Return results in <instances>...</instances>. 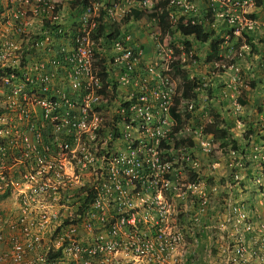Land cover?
Instances as JSON below:
<instances>
[{
  "label": "built area",
  "instance_id": "built-area-1",
  "mask_svg": "<svg viewBox=\"0 0 264 264\" xmlns=\"http://www.w3.org/2000/svg\"><path fill=\"white\" fill-rule=\"evenodd\" d=\"M208 1L224 43L262 24L258 0ZM194 4L0 0V264H170L183 243L172 200L194 186L175 158L183 142H167L170 109L187 126L206 82L182 98L160 32L157 60L146 62L123 19L155 11L175 29L180 17L196 24ZM223 48L212 74L234 51ZM187 163L193 172L196 161Z\"/></svg>",
  "mask_w": 264,
  "mask_h": 264
},
{
  "label": "rangeland",
  "instance_id": "rangeland-1",
  "mask_svg": "<svg viewBox=\"0 0 264 264\" xmlns=\"http://www.w3.org/2000/svg\"><path fill=\"white\" fill-rule=\"evenodd\" d=\"M256 5L255 16L262 23L260 33L254 30L251 38H229L224 43L226 29L221 28L212 37L222 47L221 56L226 53L224 45L234 48L224 60V68L214 69L212 74V62L218 56L193 38L188 40L191 54L183 51L185 60L178 65L188 79L205 81L206 87L195 100L192 120L187 126V119L176 123L167 140L170 144L183 142L181 147L186 151L175 158L184 161V181L194 183L185 188L189 195L172 200L175 211L182 212L177 218L181 217L178 224L183 243L170 254V264H264V0ZM133 26L140 38H147L145 28L148 34L158 30L165 47L174 51L180 46L181 37L167 20L164 27L144 20ZM242 45L247 50H241ZM221 76L227 83L222 86L218 82ZM170 77L177 92L180 77L175 72ZM122 91L118 89V100ZM209 125L223 129L225 136L204 134ZM195 130L198 132L193 133ZM189 141L191 147H187ZM187 158L197 163L193 172L187 167Z\"/></svg>",
  "mask_w": 264,
  "mask_h": 264
},
{
  "label": "trees",
  "instance_id": "trees-1",
  "mask_svg": "<svg viewBox=\"0 0 264 264\" xmlns=\"http://www.w3.org/2000/svg\"><path fill=\"white\" fill-rule=\"evenodd\" d=\"M143 14L140 12H131V17L134 19H138L142 16ZM130 16V15H129ZM129 16L126 17V19L129 18ZM145 18L149 21L152 18H156L155 20L157 21L158 25H161L162 27L165 25V20L166 17L164 14H158L155 11H149L144 13ZM125 19V20H126ZM175 30L179 33V35L183 36V37H191L193 38L196 42L198 43H207L208 42V48L211 52L212 55H216V51H217V42L213 41L212 37V33H206L203 31L202 27L200 26V24H194V23H190L188 20L184 19L183 17H180L177 22L175 23ZM116 31V30H115ZM190 47V43L189 41H184L183 43V49L188 52ZM176 59L174 61H172L169 65H168V73L171 74V72H175L179 75L180 80H181V84L179 86V91L181 92V97L184 99H193L194 98V94H193V90L196 87V82L192 81L191 79H188V77L185 75L184 72H182L181 70H179L178 65H181L179 63V53L177 52V50H174ZM170 114L173 118V120L175 121V123H179L180 120L178 118V116L175 113V109L171 108L170 109ZM186 118H189V115H186ZM214 134V136H218V137H224L225 136V131L223 129H217V128H213V126L209 125L207 126V128L204 131V134ZM181 142H175V147H177ZM163 144H161V148ZM167 149V148H166ZM190 178H192V175L190 176Z\"/></svg>",
  "mask_w": 264,
  "mask_h": 264
},
{
  "label": "crops",
  "instance_id": "crops-1",
  "mask_svg": "<svg viewBox=\"0 0 264 264\" xmlns=\"http://www.w3.org/2000/svg\"><path fill=\"white\" fill-rule=\"evenodd\" d=\"M194 2H195V4H194L195 11L193 12L191 19H193L196 24H200V26L202 27V29H203L204 32H206V33H212V37H215L216 33L217 32L219 33V29H221V28L222 29H224V28L226 29L225 26L221 25L220 21H218V20H216L214 18L213 14L211 12L210 3H209L208 0H195ZM202 4H203V7H202L203 14H201V12L199 11V8L201 7ZM131 12H137V11H131ZM129 15H127V16H129L128 19H126L127 16H125V18L123 19V24H126V26H129L128 31L131 33V36L138 39L140 48L142 49V52H143V58H144V60L146 62H150V63L156 61L157 60V56L154 53L153 43H152V41H151L150 38H151V36L153 34L157 33L158 31L157 32L155 31V32H153L151 34L150 33L148 34L147 31H146V28H145L144 32H145V35H146L147 38H145V37L140 38L139 32H137L138 34L136 32H133V31H135L134 30V27L135 26H133V25L134 24H140L141 25L142 20H139L140 18L145 19L146 21H148V20L145 18L144 14L140 18H138V19L132 18L131 17V13ZM212 18H214V19H212ZM257 21H258V23L260 22L259 20H257ZM147 23H150V22H147ZM260 29L261 28H259V26H258L257 29H256L258 33H260ZM226 32H227V30H226ZM226 32H224V34H226ZM255 32L256 31H254L252 33H249V34L248 33L247 34L244 33L242 35V37H249V38H251V36H254L256 34ZM221 36H222V34H221ZM180 37H181L180 38V40H181L180 46L184 43V41H188L191 38V37H183L181 35H180ZM139 39H141V40L139 41ZM194 42L196 44L198 43L195 40H194ZM199 44H201V43H199ZM205 44L207 45V49H208L207 51L210 52V50L208 48V42L207 43H203V45H205ZM189 51L192 52L191 51V45L189 47ZM193 53H194V51H193ZM216 82H217V80H216ZM218 82H220V86H222L223 84H227L226 83V79L222 78V76L220 77V79L218 80ZM214 88L215 89L218 88L217 85L215 84V82H214L213 89Z\"/></svg>",
  "mask_w": 264,
  "mask_h": 264
},
{
  "label": "clouds",
  "instance_id": "clouds-1",
  "mask_svg": "<svg viewBox=\"0 0 264 264\" xmlns=\"http://www.w3.org/2000/svg\"><path fill=\"white\" fill-rule=\"evenodd\" d=\"M164 26H165V25H164ZM164 26H163V27H164ZM175 31H176V30H175ZM176 32H177V31H176ZM177 34L179 35V33H178V32H177ZM179 36H180V35H179ZM182 45H183V44H182ZM200 81H201V80H200ZM200 81H197L196 83H198V82H200Z\"/></svg>",
  "mask_w": 264,
  "mask_h": 264
}]
</instances>
